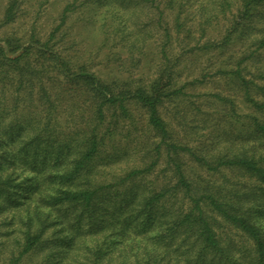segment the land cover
<instances>
[{
    "label": "trees",
    "instance_id": "trees-1",
    "mask_svg": "<svg viewBox=\"0 0 264 264\" xmlns=\"http://www.w3.org/2000/svg\"><path fill=\"white\" fill-rule=\"evenodd\" d=\"M182 2L167 0L166 4ZM226 3L221 4L222 10ZM19 10L20 0H9L0 27L13 24ZM69 10L67 5L62 11L61 23ZM213 17L217 14L207 19ZM60 27L61 24L51 29L45 38L35 31L23 39L14 30L0 34V211L16 212L9 220H17L21 228L15 241L18 252L11 251L5 264H21L48 242L47 233L53 226L60 234L57 244L73 246L78 236L90 231L82 232L84 219L96 224V214L105 215L99 213V199L111 185L102 181L104 165L119 157L115 137L123 123L134 124L135 109L143 111L148 132L158 138L154 147L151 143V150L166 152L164 168L169 171L168 180L175 179V183L137 200L141 207L136 216H142L139 230L145 234L142 238L146 243L142 255H136L128 264L232 263L209 220L211 216L205 214L206 207L252 240L251 264H264V0H239L237 13L221 38L200 48L216 51L207 62L217 59L219 63L229 46L243 47L241 59L231 61V56L225 54L218 71L232 82L233 91L242 99L247 110L240 113L244 119L242 127L248 134L241 135L240 142L227 143L226 150L215 155L214 146L180 143L163 115L167 107L180 108L182 103L191 101L184 91L187 85L203 82L199 77H182L190 75L198 53H193L188 45L175 51L174 43L183 32L179 15L177 34L165 31V41L157 52L160 62L147 81H132L120 75L109 77L100 69H91L83 59L66 51ZM5 85L10 86L7 99L3 94ZM216 96L231 104V118L239 121L232 96ZM33 100L34 111L22 103ZM126 132L131 130L127 128ZM185 156L207 167V171L227 169L236 173L242 188L231 187L227 191L223 186L214 187L207 179L195 180L182 163ZM156 164L153 160L143 168L127 171L119 183L131 184ZM16 169L25 176L18 185L14 183L19 176ZM184 196L191 203L187 209ZM178 197L183 202L175 204ZM163 201L170 203L171 208L159 215L156 207ZM173 212L178 215L172 217ZM100 224L108 227L104 219ZM175 238L180 239V251L171 249L166 242L161 246L162 241L172 243ZM105 252L98 248L93 264H99L98 258ZM209 252L214 257L207 259ZM172 258L177 260L171 261Z\"/></svg>",
    "mask_w": 264,
    "mask_h": 264
},
{
    "label": "rangeland",
    "instance_id": "rangeland-1",
    "mask_svg": "<svg viewBox=\"0 0 264 264\" xmlns=\"http://www.w3.org/2000/svg\"><path fill=\"white\" fill-rule=\"evenodd\" d=\"M8 1L0 0V18ZM107 1L20 0L17 20L13 24L0 27V34L14 30L16 35L23 39L28 33L35 31L45 38L51 29L61 24L59 32L64 35L66 51L78 59H83L91 69H100L106 75H110L109 77L120 75L132 81H147L153 76L160 62L157 52L161 50L165 41V31L177 34L176 15H179L183 23V32L178 36L179 41L174 43L175 51L178 52L188 45L194 50L193 53H198L196 62L192 65V72L182 77L184 80L199 77L203 78V82L187 85L184 91L191 101L182 103L180 108L171 109L169 106L163 111V115L174 137L182 141L180 143L189 141L190 146L197 143L210 148L214 146L213 155L224 152L227 143L240 142V136L248 134L247 130H244L245 127H242L244 119L240 113H246L247 110L241 103V97L233 91L232 82L218 71V65L226 55L231 56V61L241 59L243 47L240 44L229 46L225 53H222L224 56L219 63L217 59L207 62L210 54L216 51L200 50L210 41L221 38L231 18L237 13L239 0H226L228 5L223 10L221 4H227L225 0H183L182 4H166L167 0H116V3L110 4ZM67 5L70 10L67 18L61 23V14ZM116 10L119 14L115 12ZM214 14H217V17L207 19V16ZM121 21L125 24H121ZM186 35L190 37L185 38ZM262 58L264 59V53ZM9 88V85L3 87L5 99L9 96ZM217 94L232 96L231 100L239 114L236 113L239 121L231 118L232 112L229 111L232 109L231 104L225 100L223 102L218 100ZM22 103L33 110L36 101ZM231 122L234 125H231ZM127 128L131 130L129 134L126 132ZM119 131L114 143L119 157L115 158L114 162L104 165L106 167L102 181L106 185H111L108 192L101 194L99 199V213L105 215L100 217L96 214V224L92 222L93 220L84 219L82 232L85 229L90 231L78 236L75 244L70 247L57 244L60 234L55 232L57 228L53 226L47 233L48 242L36 248L29 257L22 260L21 264H93L94 254L98 248L106 250L102 258L97 257L99 264H128L134 261L136 255H142L146 241L142 238L145 234L139 230L142 216H136L141 207L137 200L144 195L160 191L168 183L171 186L175 179L168 180L169 171L166 172L164 168L167 166L166 152L161 151L158 154L157 151L151 150V143L154 147L158 138L153 132H148L143 111L135 109L134 124L131 126L125 122ZM153 160H156L157 164L151 171L138 175L131 184L119 183V179L127 171L143 168ZM182 163L187 166L188 175L199 182L207 179L214 187L223 186L227 191L231 187L242 188L239 176L230 170L207 171V167L201 166L190 156H185ZM16 173H19V176L14 183L18 185L17 182L24 180L25 176L17 169ZM177 195L181 196L182 193L178 191ZM184 197V208L187 209L191 203ZM183 200L178 197L175 204ZM131 203L132 208L128 206ZM162 203L160 207H156L159 215L164 213L165 208H171L170 203L165 201ZM205 210H207L205 214L211 216L209 220L213 222L220 242L227 248L232 263L251 264L254 255L252 240L247 239L241 230L225 221L216 212L207 207ZM14 213L16 212L11 210L0 211V264L6 263L11 251L18 252L15 241L21 234V228L17 220H9ZM176 215L178 213H172V217ZM103 219L107 221V228L100 224ZM161 220L166 221V218H160ZM73 224L72 222L71 225ZM179 240L175 238L171 243L166 239L162 241L161 246L166 242L171 249L180 251L181 249L177 248ZM189 241L187 240V243ZM108 249L110 250L107 251ZM211 257L214 255L209 252L206 258ZM174 260L177 259H171Z\"/></svg>",
    "mask_w": 264,
    "mask_h": 264
}]
</instances>
